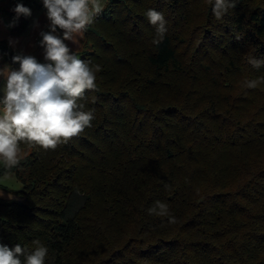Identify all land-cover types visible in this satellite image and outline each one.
<instances>
[{
    "label": "trees",
    "instance_id": "trees-1",
    "mask_svg": "<svg viewBox=\"0 0 264 264\" xmlns=\"http://www.w3.org/2000/svg\"><path fill=\"white\" fill-rule=\"evenodd\" d=\"M16 2L0 13L13 19ZM149 8L168 21L159 45ZM250 50L264 57V0H238L223 20L211 0H108L77 53L101 65L83 98L95 119L55 149L21 144L0 241L39 239L46 264H264V85L243 86L264 66ZM15 53L0 39V65ZM156 200L174 223L149 214Z\"/></svg>",
    "mask_w": 264,
    "mask_h": 264
},
{
    "label": "clouds",
    "instance_id": "clouds-1",
    "mask_svg": "<svg viewBox=\"0 0 264 264\" xmlns=\"http://www.w3.org/2000/svg\"><path fill=\"white\" fill-rule=\"evenodd\" d=\"M42 3L47 10V27L50 29L40 31L38 43L43 49V61L35 55L17 51L11 58L12 64L0 65V162L5 166L3 178H8L9 170L19 165L22 143L28 147L55 149L90 127L95 119L93 110H85L83 98L86 89L97 87V71L101 65L81 58L67 41L74 45L80 42L88 27L104 10L107 0H42ZM237 3L238 0H211L212 12L218 20H223ZM12 11L15 16L8 27L15 26L21 17L32 16V9L22 0H17ZM145 15L155 27L152 42L159 45L168 32V21L164 13L155 8L147 9ZM34 23L38 26V21ZM17 43L15 38H9L10 46ZM245 58L254 68L264 66V57H257L251 50ZM13 64L19 66L13 67ZM262 85L264 76L243 81L246 88ZM4 195L0 188V197ZM12 195V192L8 193L9 198ZM147 211L168 217L169 223L177 219L170 213L166 201L156 200ZM33 244L35 247L29 250L20 243L9 246L0 241V264H46L49 255L47 244L39 239Z\"/></svg>",
    "mask_w": 264,
    "mask_h": 264
},
{
    "label": "crops",
    "instance_id": "crops-1",
    "mask_svg": "<svg viewBox=\"0 0 264 264\" xmlns=\"http://www.w3.org/2000/svg\"><path fill=\"white\" fill-rule=\"evenodd\" d=\"M39 3L43 7L41 9L36 10L33 13V16H32V18L30 20L28 28L21 35L13 34L12 29H13L14 26L13 27H8L7 26L12 21V19L9 16L0 13V39L7 40L9 42V38L10 37L11 38H15L18 41V43L15 46H12V48L16 52L17 51H23L26 54L38 55L43 61V59H44V57H43V49L37 47L34 44V40L33 39H34V36L39 31H41V30H50V29H48V27H47L48 24H49V20H48L47 15H46V11L47 10L45 9L42 1H40ZM35 21H38V26L34 23ZM81 39L82 38H80V42L78 44H75V45L72 44L71 41H67V43L69 44L70 48H72L73 51H75L76 53H78L80 48H81ZM10 176H13V175H10ZM8 192L9 191H4L5 195L3 197H0V199H11V198L14 197V195H12V197L9 198Z\"/></svg>",
    "mask_w": 264,
    "mask_h": 264
},
{
    "label": "rangeland",
    "instance_id": "rangeland-1",
    "mask_svg": "<svg viewBox=\"0 0 264 264\" xmlns=\"http://www.w3.org/2000/svg\"><path fill=\"white\" fill-rule=\"evenodd\" d=\"M10 175H13V176H9L8 178H3V176L0 177V186L2 187L4 191H9V192L13 191L12 192L13 195L17 197L15 192L22 188L21 186L22 184H20L21 182L18 179H16V176L14 174H10Z\"/></svg>",
    "mask_w": 264,
    "mask_h": 264
},
{
    "label": "built area",
    "instance_id": "built-area-1",
    "mask_svg": "<svg viewBox=\"0 0 264 264\" xmlns=\"http://www.w3.org/2000/svg\"><path fill=\"white\" fill-rule=\"evenodd\" d=\"M36 1H38V2H40V1H42V0H36ZM41 39V36H40V31L34 36V44L37 46V47H39V48H42L40 45H39V40ZM32 55H34V54H32ZM35 56H37V58L38 59H40L41 61H42V59L38 56V55H35Z\"/></svg>",
    "mask_w": 264,
    "mask_h": 264
}]
</instances>
